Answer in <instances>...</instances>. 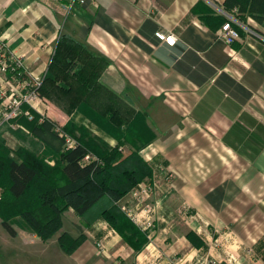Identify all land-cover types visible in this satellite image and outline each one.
<instances>
[{
	"label": "crops",
	"instance_id": "obj_1",
	"mask_svg": "<svg viewBox=\"0 0 264 264\" xmlns=\"http://www.w3.org/2000/svg\"><path fill=\"white\" fill-rule=\"evenodd\" d=\"M227 21L239 32L232 45L219 38ZM158 31L173 34L175 45L159 42ZM60 35L102 60V91L100 99L92 91L83 97L84 110L56 112L55 128L88 143L93 158L116 147L113 131L128 138L118 151L122 158L137 152L152 173L139 185L152 192L138 204L137 185L113 203L146 241L135 250L99 217L112 201L103 197L82 217L63 211L46 240L19 216L10 237L0 219V264H240L221 256L237 246L231 233L217 238L224 229L217 200L264 201V0H0L3 62L17 59L23 75L8 77L0 66V110L23 82L43 79ZM40 110L47 114L46 105ZM114 111L122 123L112 127ZM29 114L41 116L25 105L17 128L0 130L16 140L10 157L20 162L21 150L52 167L65 141L57 130L33 129ZM223 148L238 161L236 154H251L257 170L217 177ZM63 233L82 238L71 253L59 242Z\"/></svg>",
	"mask_w": 264,
	"mask_h": 264
},
{
	"label": "trees",
	"instance_id": "obj_2",
	"mask_svg": "<svg viewBox=\"0 0 264 264\" xmlns=\"http://www.w3.org/2000/svg\"><path fill=\"white\" fill-rule=\"evenodd\" d=\"M76 63L78 66H75ZM101 63L99 57L87 53L85 46L67 35H60L38 91L42 86L57 91L58 98H62L67 106V113L75 109L84 110L89 107L81 103L87 93L92 91L93 95L98 93V98L101 97L102 87L96 83ZM5 72L8 77L23 78L20 68L9 66ZM42 95L49 100L50 94ZM24 106L22 104L21 112ZM100 107L98 116L102 119ZM110 118L108 125H121L122 121L115 111ZM31 122L33 129L52 127L47 121L39 123L36 115L32 116ZM64 130L71 133L66 127ZM112 133L118 141L115 148L98 152L93 158L88 155L90 145L79 138L72 148L58 150L52 167L21 150L16 151L21 158L20 162H16L0 139V219L5 232L10 237L16 236L11 219L19 216L38 237L46 240L60 227L63 211L72 208L76 215L82 217L100 199L109 197L112 200L110 206L103 208L99 217L126 244L139 249L146 241L144 235L113 202L120 200L145 179L149 180L152 173L137 152L122 158L118 148L125 145L128 138L123 132ZM86 156H89L88 160ZM81 240H74L67 233L59 237L67 253H71Z\"/></svg>",
	"mask_w": 264,
	"mask_h": 264
},
{
	"label": "rangeland",
	"instance_id": "obj_3",
	"mask_svg": "<svg viewBox=\"0 0 264 264\" xmlns=\"http://www.w3.org/2000/svg\"><path fill=\"white\" fill-rule=\"evenodd\" d=\"M71 59V58H70ZM75 60V59H74ZM72 60V61H74ZM75 66H78L77 63ZM68 67V66H67ZM76 69V67L74 68ZM77 70V69H76ZM18 92H22L21 89H16ZM21 90V91H20ZM38 95L45 93L50 94L49 100L43 95V104L46 105L47 114L43 117L44 121L51 124L50 131L57 130L53 123L56 112L64 113L66 111V105L63 103L62 98H58L57 91L47 89L46 86H42L41 90H37ZM58 95V96H57ZM33 116V114H31ZM17 119V117H16ZM40 123V120H39ZM58 127V126H57ZM17 128L14 121L6 122L0 126V130L9 129L13 130ZM5 132V131H4ZM0 131V135H3L1 140L5 141L4 146L8 150H15L17 144H15V138L9 134H5ZM56 133V132H55ZM13 147V148H12ZM257 149V148H256ZM259 153L255 152L257 157ZM244 159L236 160V157L228 150H219L217 152V177H229V176H246L248 171L257 170L252 163L251 154L239 153L236 154ZM261 190H259L260 192ZM2 190L0 189V196ZM225 196V195H223ZM264 201L255 196L254 200H217V228H224L217 232V238L223 234H230L232 236L231 241H236V249L226 248L223 249V258L230 256L235 258L240 264H264ZM221 247V246H217ZM238 253V254H237Z\"/></svg>",
	"mask_w": 264,
	"mask_h": 264
},
{
	"label": "built area",
	"instance_id": "obj_4",
	"mask_svg": "<svg viewBox=\"0 0 264 264\" xmlns=\"http://www.w3.org/2000/svg\"><path fill=\"white\" fill-rule=\"evenodd\" d=\"M155 38L168 47H173L176 43V38L173 34H166L164 32H156L154 34ZM219 38L227 45H232L238 38L239 35L236 29L231 25L230 21L225 22L221 28L219 33ZM5 46L0 42V63L2 71H6L8 68V64L3 62L5 60ZM12 66L14 69L21 68V65L17 59L12 60ZM41 85V80L39 78H34L31 82L25 81L22 83V92H14L12 98H10L7 102L4 103L2 110H0V125L8 122H12L16 117L21 114V106L22 104L27 105L31 110L40 114V122L44 121V115L41 113L40 107L44 106L40 96L37 93L38 88ZM28 120H32V115H28ZM58 131V130H57ZM60 136L65 141V146L67 148H72L75 142H72L68 139L64 133L59 132ZM86 160L89 159V156L85 157ZM152 192L151 186L148 184L138 185L132 191L133 200L138 204H143L149 198V195ZM1 197V196H0ZM122 210L135 222L142 225L144 229L151 228L150 221L141 222L139 218L131 213L127 208H122ZM147 210V209H146ZM207 264V263H205Z\"/></svg>",
	"mask_w": 264,
	"mask_h": 264
}]
</instances>
